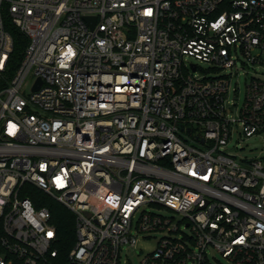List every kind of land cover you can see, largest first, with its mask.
Listing matches in <instances>:
<instances>
[{
    "label": "built area",
    "instance_id": "built-area-1",
    "mask_svg": "<svg viewBox=\"0 0 264 264\" xmlns=\"http://www.w3.org/2000/svg\"><path fill=\"white\" fill-rule=\"evenodd\" d=\"M260 67L264 0H0V264H122L141 239L142 264H264V158L227 148L264 133L262 80L228 110ZM34 189L74 215L68 253Z\"/></svg>",
    "mask_w": 264,
    "mask_h": 264
},
{
    "label": "rangeland",
    "instance_id": "rangeland-1",
    "mask_svg": "<svg viewBox=\"0 0 264 264\" xmlns=\"http://www.w3.org/2000/svg\"><path fill=\"white\" fill-rule=\"evenodd\" d=\"M190 63H195L200 66L201 69L207 71L211 68V66L207 63H201L192 58L188 59ZM200 74V73H199ZM201 75V74H200ZM254 76L264 82V67L260 68H251L244 69L240 72L238 76H236L230 86L229 91V101L232 104H229L228 110L229 114L232 118L239 117V111L244 106L246 100V92H247V81L248 78ZM239 88V90H237ZM236 103V107H234L232 111V107ZM240 129L242 128L241 124H239ZM239 127H235L234 136L231 142L228 145V150L231 155L236 156L238 159H261L264 158V133L260 135L253 136L251 138H245L239 133ZM191 145L198 147L201 150H205L207 148L206 145L197 144L196 142H190ZM149 211H156L164 216H173L171 211L168 209H157V208H148ZM139 217L135 220V224L137 223ZM135 231V230H134ZM186 231V230H185ZM187 232V231H186ZM152 237L161 238L164 236L163 233H154L151 234ZM155 240L146 241L141 239L136 248H128L125 247L121 253V263L122 264H142V256L151 252L155 248ZM213 256L215 259H213ZM211 263L212 264H232L229 260L224 259L222 255L216 252H211Z\"/></svg>",
    "mask_w": 264,
    "mask_h": 264
},
{
    "label": "trees",
    "instance_id": "trees-1",
    "mask_svg": "<svg viewBox=\"0 0 264 264\" xmlns=\"http://www.w3.org/2000/svg\"><path fill=\"white\" fill-rule=\"evenodd\" d=\"M4 24L7 32L14 39V51L11 58V64L14 71L18 67V64H20L29 41L9 18H4ZM27 195L34 200L38 209L46 208L50 211L52 215L51 223L55 226L58 234L57 247L63 254L68 253L74 247L76 242V222L74 215L58 202L47 197L36 189Z\"/></svg>",
    "mask_w": 264,
    "mask_h": 264
},
{
    "label": "snow or ice",
    "instance_id": "snow-or-ice-1",
    "mask_svg": "<svg viewBox=\"0 0 264 264\" xmlns=\"http://www.w3.org/2000/svg\"><path fill=\"white\" fill-rule=\"evenodd\" d=\"M49 235H51V233H49Z\"/></svg>",
    "mask_w": 264,
    "mask_h": 264
}]
</instances>
